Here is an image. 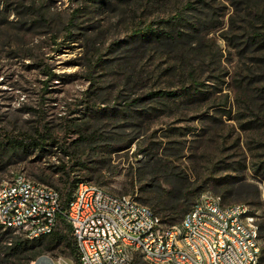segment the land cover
<instances>
[{
  "label": "rangeland",
  "instance_id": "374dc122",
  "mask_svg": "<svg viewBox=\"0 0 264 264\" xmlns=\"http://www.w3.org/2000/svg\"><path fill=\"white\" fill-rule=\"evenodd\" d=\"M188 1L0 0V185L22 172L59 191L67 147L88 152L78 178L159 215L162 160L166 188L187 178L195 203L248 204L264 228V53L246 45L264 33V0ZM194 79L205 96L177 97ZM16 240L0 228V264H75L65 243L32 259Z\"/></svg>",
  "mask_w": 264,
  "mask_h": 264
},
{
  "label": "built area",
  "instance_id": "2783aa9c",
  "mask_svg": "<svg viewBox=\"0 0 264 264\" xmlns=\"http://www.w3.org/2000/svg\"><path fill=\"white\" fill-rule=\"evenodd\" d=\"M60 192L20 172L0 185V228L28 241L50 236L63 214L80 264H260L263 236L245 203L202 195L180 223L131 195L81 180L65 211Z\"/></svg>",
  "mask_w": 264,
  "mask_h": 264
},
{
  "label": "trees",
  "instance_id": "16d2710c",
  "mask_svg": "<svg viewBox=\"0 0 264 264\" xmlns=\"http://www.w3.org/2000/svg\"><path fill=\"white\" fill-rule=\"evenodd\" d=\"M199 1L203 0H189L188 1V6L189 8L192 7L193 3H197ZM181 15L180 12L176 13L174 16H172L169 20L171 21H177L178 19L181 20ZM177 23V22H176ZM180 34V33H178ZM228 39V37H227ZM231 40H234L231 38ZM247 46L249 45L250 47L253 48L252 52L253 53H264V33H257L256 31L249 33L248 35V41L246 42ZM238 45V44H237ZM135 47V45H130L129 48L132 49ZM244 49H246L244 47ZM129 52L130 50H126ZM195 78V77H194ZM163 94L166 95H173L177 93H163V92H157V96L159 97H164ZM192 95L193 97L196 98L201 95L205 96V93H203L200 89V84L198 83L197 80H193L192 85L189 87H184L181 89V92H179L176 96H182L185 99H189L188 97ZM46 138H48L46 136ZM33 144L36 146H42L45 145L44 141L40 140H35L33 141ZM64 152L67 154L69 157L68 160L62 164L61 170H63L64 173V185L63 187L59 190L60 192V202L62 206V210L65 211L68 207L69 202L72 199L73 193L75 188L77 187L78 183L81 181L80 178L76 176V167L78 166H85L86 163V157L88 155V152H77V151H69L67 147L62 148ZM169 164L164 162L162 160H157L154 162L153 165H151L152 169V174L155 176L154 177V182L153 187L155 189L151 192V198L155 200V203L153 204L154 208H159L162 206L159 210V217L165 221L168 222L171 225H175L180 223L182 220L183 216L187 211L190 209V207L195 203L194 199L199 196L200 194V189H194L190 185H192L187 178H185L186 184L183 179L177 180L175 184L173 185L172 182H167L168 185H170L169 188H166L164 185H162V181L164 179L161 174L164 172L168 175L167 178L171 179L173 181V174H169L167 171V166ZM178 177V176H177ZM41 182H46V178H38ZM84 180V179H83ZM98 183L101 184V181L98 180ZM156 185V186H155ZM222 185L221 183L217 184ZM225 185V184H223ZM257 190V188H256ZM260 192L259 190L257 191V196H259ZM261 227V234L264 231V228L262 225ZM6 234H9L8 232L5 231ZM48 239V240H46ZM45 241H49V244L53 243H65L70 248V253L71 256L73 257L74 263L75 264H80L79 261V254L77 250V246L72 238L71 235V226L67 222L66 218L64 217L63 214H60L58 217V222L55 231L48 237L41 238L38 242L34 243L28 240H16L13 242V244L10 246V249L13 253L20 255L25 252H27L30 247L34 249L35 252L32 254V259L37 257L41 251H43L45 245L43 244ZM47 249L50 250L51 248L47 246ZM30 263V261L28 262ZM260 264H264V256L261 257V262Z\"/></svg>",
  "mask_w": 264,
  "mask_h": 264
},
{
  "label": "water",
  "instance_id": "95a60500",
  "mask_svg": "<svg viewBox=\"0 0 264 264\" xmlns=\"http://www.w3.org/2000/svg\"><path fill=\"white\" fill-rule=\"evenodd\" d=\"M34 264H55L53 259L46 256V255H43V256H40L35 262Z\"/></svg>",
  "mask_w": 264,
  "mask_h": 264
}]
</instances>
